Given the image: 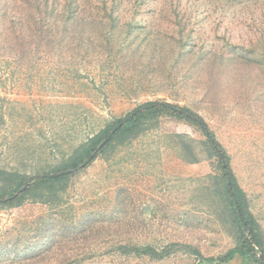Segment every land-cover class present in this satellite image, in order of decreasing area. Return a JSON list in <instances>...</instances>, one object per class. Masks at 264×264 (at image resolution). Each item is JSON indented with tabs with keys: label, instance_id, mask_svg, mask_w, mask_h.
Here are the masks:
<instances>
[{
	"label": "rangeland",
	"instance_id": "rangeland-1",
	"mask_svg": "<svg viewBox=\"0 0 264 264\" xmlns=\"http://www.w3.org/2000/svg\"><path fill=\"white\" fill-rule=\"evenodd\" d=\"M156 99L207 120L264 245V0H0L1 170L62 168ZM204 141L185 120H144L69 178L0 204V264H201L194 251L225 253L234 228ZM14 186L0 174V192ZM146 245L168 254L130 249Z\"/></svg>",
	"mask_w": 264,
	"mask_h": 264
},
{
	"label": "trees",
	"instance_id": "trees-1",
	"mask_svg": "<svg viewBox=\"0 0 264 264\" xmlns=\"http://www.w3.org/2000/svg\"><path fill=\"white\" fill-rule=\"evenodd\" d=\"M164 115L185 120L199 129L205 136L204 143L207 149L217 158L221 169L223 197L234 228L236 245L217 257H204L198 251H194V253L198 254L200 257V263L228 264L232 262L233 264V262H237L242 264L243 262L245 264H264L263 241L260 233L256 229L255 217H253L252 213L247 208V195L239 184L233 171L231 156L228 150L219 140L207 120L199 112L189 106L173 103L164 99L146 101L136 107L124 118L109 124L108 127L92 138V141L84 148L82 154L78 155L74 160L67 163L62 168L30 176L14 175L13 173L0 169V174L5 175L7 178H12V181L15 182V186L11 190L0 192V204H11L31 192L33 188H46L55 181L69 178L74 174V171L57 176H51L50 174L60 173L68 169H75V171L84 169L95 160L99 154L105 151L117 137L124 136L130 131L135 130L144 120H159V118ZM130 116L131 118L126 120V118ZM122 121H124L123 125L113 133L110 140H108L104 146L100 147L106 137ZM95 152L96 155H93ZM82 164H85V166L81 167ZM27 183L28 186L23 189ZM238 210L241 211L246 226L243 225ZM173 246H175V244H173ZM130 249L137 254H149L159 258L168 254L167 250H158L150 245L140 247L131 246Z\"/></svg>",
	"mask_w": 264,
	"mask_h": 264
},
{
	"label": "water",
	"instance_id": "water-1",
	"mask_svg": "<svg viewBox=\"0 0 264 264\" xmlns=\"http://www.w3.org/2000/svg\"><path fill=\"white\" fill-rule=\"evenodd\" d=\"M130 118H131V116H130V117H127L126 120H129ZM123 123H124V121H122L121 123H119V124L117 125V127H116V128H115V129H114V130H113V131H112V132L106 137V139L101 143L100 147L104 146L105 143H106L108 140H110V138H111V136L113 135V133H114L118 128H120V127L123 125ZM93 155H96V152H95ZM84 166H85V164H82V165H81V167H84ZM73 171H75V169H68V170L62 171V172H60V173H51L50 175H51V176H57V175H60V174L71 173V172H73ZM27 186H28V183L23 187V189H25ZM238 212H239V215H240V218H241V220H242L243 225L246 226V222H245V220H244V218H243V216H242L241 211L238 210Z\"/></svg>",
	"mask_w": 264,
	"mask_h": 264
},
{
	"label": "crops",
	"instance_id": "crops-1",
	"mask_svg": "<svg viewBox=\"0 0 264 264\" xmlns=\"http://www.w3.org/2000/svg\"><path fill=\"white\" fill-rule=\"evenodd\" d=\"M228 264H232V262H230V263H228ZM242 264H245V263L242 262Z\"/></svg>",
	"mask_w": 264,
	"mask_h": 264
}]
</instances>
